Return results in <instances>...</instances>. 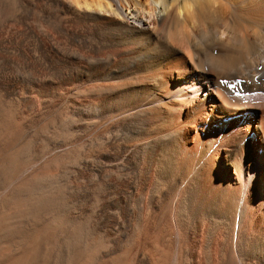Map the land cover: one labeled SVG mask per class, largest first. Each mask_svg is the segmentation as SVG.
Wrapping results in <instances>:
<instances>
[{
  "label": "bare ground",
  "instance_id": "bare-ground-1",
  "mask_svg": "<svg viewBox=\"0 0 264 264\" xmlns=\"http://www.w3.org/2000/svg\"><path fill=\"white\" fill-rule=\"evenodd\" d=\"M0 264H264V0H0Z\"/></svg>",
  "mask_w": 264,
  "mask_h": 264
},
{
  "label": "rangeland",
  "instance_id": "rangeland-1",
  "mask_svg": "<svg viewBox=\"0 0 264 264\" xmlns=\"http://www.w3.org/2000/svg\"><path fill=\"white\" fill-rule=\"evenodd\" d=\"M259 112V111H258ZM242 117H243V119L246 117L247 118V115L246 114H243L242 115ZM262 116H259L258 117V119L261 121V118ZM258 120V121H259ZM195 124V123H194ZM196 126L194 127V130H192L193 131V135H192V137H194V139L193 140H195V141H197L198 140V138H199V136H201L202 134H203V131H204V129L205 128H203V122L201 121L199 124H195ZM200 126V127H199ZM203 130V131H202ZM205 130H207V129H205ZM259 143H260V141H259ZM219 152V150H217V153ZM217 155V154H216ZM259 155V154H258ZM254 156L256 157V159H257V154L254 152ZM260 156V155H259ZM260 157H262V156H260ZM219 159V167H220V169H221V171L222 170H224V174H226L227 173V169L225 168V163H224V159L223 158H218ZM217 159V160H218Z\"/></svg>",
  "mask_w": 264,
  "mask_h": 264
}]
</instances>
